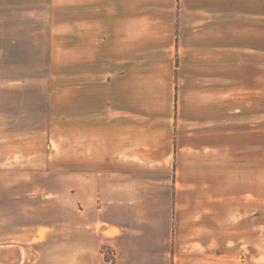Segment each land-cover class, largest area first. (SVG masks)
<instances>
[{
    "label": "crops",
    "instance_id": "crops-1",
    "mask_svg": "<svg viewBox=\"0 0 264 264\" xmlns=\"http://www.w3.org/2000/svg\"><path fill=\"white\" fill-rule=\"evenodd\" d=\"M153 3L166 8L168 34H131L144 50L132 59L177 72L183 109L163 130L93 127L91 115L74 124L62 261L260 264L262 246L264 264V0ZM91 59L77 71L96 69Z\"/></svg>",
    "mask_w": 264,
    "mask_h": 264
},
{
    "label": "rangeland",
    "instance_id": "rangeland-1",
    "mask_svg": "<svg viewBox=\"0 0 264 264\" xmlns=\"http://www.w3.org/2000/svg\"><path fill=\"white\" fill-rule=\"evenodd\" d=\"M152 3L0 0V246L22 248L21 264H65L75 123L91 115L93 127L163 130L182 111L177 72L139 69L145 64L132 59L144 50L131 34H168L166 8ZM89 53L96 69L78 72ZM256 255L262 264V246Z\"/></svg>",
    "mask_w": 264,
    "mask_h": 264
},
{
    "label": "water",
    "instance_id": "water-1",
    "mask_svg": "<svg viewBox=\"0 0 264 264\" xmlns=\"http://www.w3.org/2000/svg\"><path fill=\"white\" fill-rule=\"evenodd\" d=\"M22 251L13 245L0 246V264H21Z\"/></svg>",
    "mask_w": 264,
    "mask_h": 264
},
{
    "label": "bare ground",
    "instance_id": "bare-ground-1",
    "mask_svg": "<svg viewBox=\"0 0 264 264\" xmlns=\"http://www.w3.org/2000/svg\"><path fill=\"white\" fill-rule=\"evenodd\" d=\"M22 255H23V253H22Z\"/></svg>",
    "mask_w": 264,
    "mask_h": 264
}]
</instances>
